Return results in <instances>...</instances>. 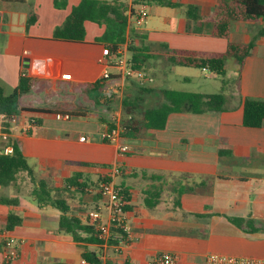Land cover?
Returning <instances> with one entry per match:
<instances>
[{"label":"crops","instance_id":"0c3cea01","mask_svg":"<svg viewBox=\"0 0 264 264\" xmlns=\"http://www.w3.org/2000/svg\"><path fill=\"white\" fill-rule=\"evenodd\" d=\"M81 1L66 0L65 7H56L55 0H0V80L7 90L16 88L26 71L34 85L21 98V106L83 108L82 116L70 120L20 108L10 128V143L19 146L35 176L53 187H63L64 179L75 173L82 175L84 190L68 192L65 198L71 214L90 224L88 215L95 210L100 212L102 225L109 223L106 200L98 191L100 177L108 176L128 194L130 236L118 244L74 241L60 230L61 212L51 205L40 209L35 198L23 190L29 178L21 174L20 187L0 186V196L19 199L15 209L23 218L20 226L8 231L5 223L12 208L0 203V264H5L7 251L14 256L10 264H82L84 252H95L102 264H154L165 253L175 256L177 264H204L211 253L264 258V125H243L244 100H264V36L257 37L237 75L239 81L238 77L231 80L226 92L221 89L227 97L223 112L171 113L164 129H145L139 137L122 136L118 144H109L101 141L100 134L112 126L111 112L123 116V94L129 86L122 77L102 79L106 46L96 40L103 36L105 26L86 21L83 43L53 38L55 29ZM124 1L130 7L129 30L145 35L142 41L130 37L128 43L144 47L149 58L157 53L165 56V51L154 52L163 44L170 49L224 53L229 42L249 43L264 27L263 20L237 21L232 23L228 39L216 38L208 23L189 17L188 9L196 7L197 15L208 18L220 0H168L178 6L149 3L146 23L134 28L131 12L138 1ZM33 15L35 21L27 26ZM149 60L145 68L150 72ZM233 60L227 59L226 71ZM110 71L118 73L115 68ZM65 74L71 79L65 80ZM187 74H177V80L191 81ZM163 76L166 82V74ZM148 78L155 81L151 73ZM147 83L153 88L149 94H162L164 89L157 93ZM231 85L235 88L229 89ZM27 124L31 128L26 133ZM81 136L87 140L81 141ZM10 143L1 139L0 150H11ZM121 144L128 145L127 153L120 152ZM183 186L196 191L183 193L177 207L176 192ZM76 193L84 194L76 199ZM158 194L159 203L146 207L144 199ZM233 218L244 223L238 225ZM9 239L15 242L7 249Z\"/></svg>","mask_w":264,"mask_h":264},{"label":"trees","instance_id":"16d2710c","mask_svg":"<svg viewBox=\"0 0 264 264\" xmlns=\"http://www.w3.org/2000/svg\"><path fill=\"white\" fill-rule=\"evenodd\" d=\"M153 3L165 7H176L175 3L168 0H150ZM66 0H55L56 7H65ZM129 4L124 0H82L75 6L69 16L61 26L54 31L55 40L68 42H85L86 29L85 22L91 21L105 26L103 36L97 38L96 42L104 44L112 52H115L118 46L128 43L130 37L145 38L144 34L136 33V30H129ZM197 8L190 7L188 15L201 23H208L210 33L213 37L228 39L231 33L232 23L257 22L264 21V0H220L215 11L208 18L197 15ZM35 16L28 19L27 26L35 21ZM264 36V27H262L257 36H254L249 43L229 42L227 50L224 53L195 51L185 49H170L166 44L165 60L174 66L196 68L206 70L217 77H226V62L228 58H234L239 65L238 75L250 56L252 49L256 45L257 37ZM130 58L133 61V68L136 71H143L149 56L144 52V47H138L133 42L128 43ZM239 81V77L238 80ZM228 81L223 80L224 86ZM34 85L33 79L23 71L16 88L7 90L4 83L0 80V114L10 116L17 113L20 108L30 111H41L46 113L70 114L73 117L82 116L80 106L72 110H60L58 107H25L21 106V98L28 94ZM99 85V84H98ZM91 86H97L93 84ZM138 92L135 96H125L123 99V116L121 117L122 136L126 138L139 137L145 129L162 130L167 125L168 117L171 113L191 112H223L227 102V97L222 90L219 93H200L193 91H183L177 89H164L162 91L164 101L159 106L144 107L143 96L152 92V88L137 85ZM24 107V108H23ZM81 109V110H80ZM243 125L248 128H261L264 125V100L255 98H246L243 102ZM8 134L10 123H6ZM110 127H114L113 125ZM10 143V136L4 138ZM11 152L6 153L0 150V186L1 187H20L19 179L21 174H25L32 183L30 195L35 198L40 209L47 205L54 206L61 212L59 227L61 231L71 235L76 242H86L91 244H102L104 240L100 238V231L89 222L71 214V208L65 198V194L75 191H83L86 185L82 181V175L75 173L64 179V186L61 188L53 187L47 180L38 179L35 176L32 166L28 163L27 158L20 150L19 146L11 142L9 144ZM102 181H111L108 176L100 177L98 186ZM19 189V188H18ZM128 203V194L122 190ZM196 191L195 188L183 186L176 192L175 206H180L181 195L185 192ZM160 201V194L150 195L144 199L146 207L153 208ZM0 203L10 206L12 209L8 215L5 227L8 231L20 226L23 218L20 216L15 207L19 204V199L5 198L0 196ZM126 210L129 206L126 204ZM238 225H242L244 220L233 218ZM113 235L109 243L118 244L119 241L126 240L123 238L113 239L117 235V230H112ZM121 233V232H120ZM118 237V236H117ZM83 258L87 264H102L100 256L95 252H84ZM10 264V261L5 262Z\"/></svg>","mask_w":264,"mask_h":264},{"label":"built area","instance_id":"2783aa9c","mask_svg":"<svg viewBox=\"0 0 264 264\" xmlns=\"http://www.w3.org/2000/svg\"><path fill=\"white\" fill-rule=\"evenodd\" d=\"M137 9H133L131 12V18L135 23L134 28H141L147 21L149 17V1L150 0H137ZM128 46L120 45L115 52H112L108 47L103 48V63L104 69L102 72V79L107 81L111 80L113 76L128 78H138L143 84L144 82H152V78H148L147 74L143 71L134 70L133 61L127 53ZM117 69V74L111 73L110 69ZM204 71H206L204 69ZM213 77L212 73H209ZM65 80H70L71 75H63ZM111 97V94H109ZM55 117L57 120H70V114L56 113ZM17 114L13 113L10 116L0 114V141L6 138L9 134L7 133L6 123H10L9 132L11 125L15 122ZM110 124L114 127H108L105 131L100 134V139L102 142L109 144H118L122 139V127H121V116L117 112H111L109 115ZM31 128L30 124H27L24 128V132H28ZM81 141H86L87 136H81ZM120 152L125 154L129 151V147L126 144H121L119 146ZM6 153L11 152L10 149L5 150ZM98 191L101 196L106 200V208L109 212V223L102 225L100 223V212L95 210L89 213V219L92 225L100 231V238L104 240V244L109 243L112 237V230H117L118 238H129L130 231L126 225V199L122 189L116 186L112 181H102L98 186ZM121 232V233H120ZM14 239H9L6 241V248L10 249L14 244ZM6 262L12 261L14 256L8 251L5 254ZM82 264H87L86 260H82ZM154 264H177L175 256L172 254H162L155 261ZM204 264H264V258L255 257H244V256H234L226 255L220 253H211L205 260Z\"/></svg>","mask_w":264,"mask_h":264},{"label":"rangeland","instance_id":"374dc122","mask_svg":"<svg viewBox=\"0 0 264 264\" xmlns=\"http://www.w3.org/2000/svg\"><path fill=\"white\" fill-rule=\"evenodd\" d=\"M149 13H150V10H149ZM132 23H133V27H135V23L133 21ZM205 31H207V28L203 30V32ZM164 50H165L164 47L156 46L154 48V52H162ZM129 56H130V53H129ZM149 59H150L149 63L151 64L150 72L148 70L149 68H145L144 71L147 74V76H150V73H151L152 76L155 78V81L150 82V83L154 88L157 89V93L159 90H163L167 88H174L177 90L183 88L187 91H193V92L205 90V91H209L212 93H219L221 92V89H223V80L226 79L228 83H230L231 80H235V78L238 77L237 70H236L238 66L235 60L228 63V66H227L228 70H227L226 77L213 78L212 76H210L208 71L201 72L202 69L186 68V67L174 66L172 64H169L165 60L164 56L159 53L151 56V58ZM182 72L188 73L187 75H190L192 77V80L189 82H183V81L181 82L180 80H177V74L182 73ZM163 73H165L167 76L166 82H164L165 77L163 76ZM127 82H128L129 89L127 92L124 91L123 96H126V95L132 96V93L138 92V89H137L138 84L152 88L148 86L149 83L144 82L142 84L138 78H128ZM226 87H228V85L224 86V91ZM230 88H235V86L233 87V85H231L229 89ZM112 97L115 100L118 98V96H115V95H113ZM163 101H164L163 94H160V93L159 95L158 94L156 95L145 94L143 96L142 103L144 107H154V106H159ZM29 184L31 185L30 186L31 188L29 187ZM95 185H96V182L93 183V186ZM31 189H32V184L31 182L28 181V183L24 185L23 190L30 193ZM83 194L84 193H76L75 198L78 199L79 198L78 196L83 195Z\"/></svg>","mask_w":264,"mask_h":264},{"label":"water","instance_id":"95a60500","mask_svg":"<svg viewBox=\"0 0 264 264\" xmlns=\"http://www.w3.org/2000/svg\"><path fill=\"white\" fill-rule=\"evenodd\" d=\"M28 66H29V63H28L27 61H25V62H24V67H25V68H28Z\"/></svg>","mask_w":264,"mask_h":264}]
</instances>
